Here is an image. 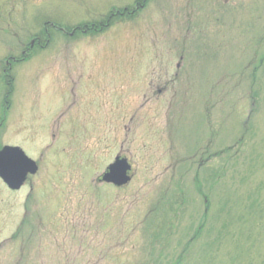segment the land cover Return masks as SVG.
<instances>
[{"label":"rangeland","instance_id":"rangeland-1","mask_svg":"<svg viewBox=\"0 0 264 264\" xmlns=\"http://www.w3.org/2000/svg\"><path fill=\"white\" fill-rule=\"evenodd\" d=\"M4 146L0 264H264V0H0Z\"/></svg>","mask_w":264,"mask_h":264},{"label":"water","instance_id":"water-1","mask_svg":"<svg viewBox=\"0 0 264 264\" xmlns=\"http://www.w3.org/2000/svg\"><path fill=\"white\" fill-rule=\"evenodd\" d=\"M38 169L37 163L30 159L21 148L5 146L0 150V178L9 189L20 190L28 177L35 175ZM131 170L129 160L118 156L102 174L101 181L117 187L126 186L132 180L129 175Z\"/></svg>","mask_w":264,"mask_h":264},{"label":"trees","instance_id":"trees-1","mask_svg":"<svg viewBox=\"0 0 264 264\" xmlns=\"http://www.w3.org/2000/svg\"><path fill=\"white\" fill-rule=\"evenodd\" d=\"M124 12V11H123ZM119 16V15H118ZM123 17H125L126 15L124 14V15H122ZM117 17V16H116ZM110 22H112L110 19H108ZM108 20L106 21V22H104V23H107L108 22ZM109 23V22H108ZM85 27V26H84ZM95 27V26H94ZM85 28H89L88 26H86ZM79 30V29H78ZM92 31H94V30H92ZM93 33V32H92ZM257 199V198H256ZM256 199H254L252 202V204H251V206H250V209H249V216L250 215H254L255 216V218H256V221L258 220V217H260L261 216V218L264 216V208H263V206L262 205H258L259 204V202L258 201H256ZM242 213V212H241ZM260 218V219H261ZM156 219H158V216L156 217ZM251 219V218H250ZM249 220V219H248ZM247 220H245V216L244 215H240V218L238 219V220H236V221H233V222H231V223H236V224H240V222L242 223V224H244L245 222H246ZM259 223V222H258ZM245 225H246V223H245ZM211 226V225H210ZM212 228H216V226L215 225H212L211 226ZM203 228V227H202ZM262 228H264V223L263 224H260L257 228H256V231H258L259 232V237H258V246H257V242L256 243H254V245H252L251 246V249L250 248H248L249 250V252H253V249H257V252L258 253H261V251L262 250H264V247H263V245H264V235H262L263 233H262ZM217 229V228H216ZM229 229V227H227V226H225V228H224V231H227ZM236 231H237V229L235 228L234 230H233V232H229V234L231 235H240V236H243V239L245 240V241H249V240H252V238H251V233H252V235H253V229H250L249 230V232H247L246 231V229H244L243 231L242 230H239V232L238 233H236ZM213 232L212 231H210V233H209V236H208V239H211V237L213 236ZM201 236V235H200ZM200 236L197 238V239H199L200 238ZM151 237H152V235H151ZM154 239H155V237H153ZM216 241H221L220 239H216ZM211 249H212V247H211ZM208 251H205V253H207ZM217 255H215V254H213V251H211L210 250V253H209V259H211L210 260V262H212L214 259H215V257H216ZM176 262H178V260L176 261ZM212 264V263H211ZM250 264V263H249ZM252 264V263H251Z\"/></svg>","mask_w":264,"mask_h":264},{"label":"flooded vegetation","instance_id":"flooded-vegetation-1","mask_svg":"<svg viewBox=\"0 0 264 264\" xmlns=\"http://www.w3.org/2000/svg\"><path fill=\"white\" fill-rule=\"evenodd\" d=\"M32 45H35V44L33 43ZM25 54H26V52H23L22 56H24ZM10 60L15 62V63L18 62V59L11 58ZM7 64L10 65L8 62H7Z\"/></svg>","mask_w":264,"mask_h":264}]
</instances>
